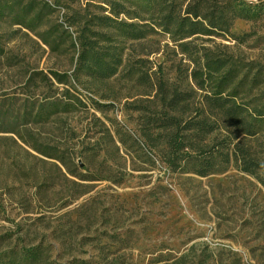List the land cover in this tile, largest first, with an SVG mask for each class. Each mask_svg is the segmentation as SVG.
Returning a JSON list of instances; mask_svg holds the SVG:
<instances>
[{
	"label": "rangeland",
	"instance_id": "1",
	"mask_svg": "<svg viewBox=\"0 0 264 264\" xmlns=\"http://www.w3.org/2000/svg\"><path fill=\"white\" fill-rule=\"evenodd\" d=\"M36 2L49 5L36 31L8 10L0 16V108L15 112L54 98L73 105L17 133L0 132V256L41 245V264H264V183L234 164L206 176L173 171L153 122L159 79L197 100L191 72L203 50L231 57L248 74L240 98L264 110V12L236 19L234 36L175 40L158 29L140 40L119 38L124 61L115 76L60 83L51 71L72 74L76 30L93 14H108L107 4ZM44 30L55 42L39 37ZM238 140L264 162V127Z\"/></svg>",
	"mask_w": 264,
	"mask_h": 264
},
{
	"label": "trees",
	"instance_id": "2",
	"mask_svg": "<svg viewBox=\"0 0 264 264\" xmlns=\"http://www.w3.org/2000/svg\"><path fill=\"white\" fill-rule=\"evenodd\" d=\"M104 2L107 6L101 8L108 14H93L76 30L78 51L72 74L51 71L58 82L68 83L70 78L81 81L83 75L92 80L115 76L124 61V48L117 43L119 38L140 40L157 33L158 29L173 35L175 40L196 34L234 36L231 29L236 19H253L264 12V1L136 0L133 5H128L127 0ZM46 7L49 5L40 6L36 0H0V16L8 10L17 17L16 23L36 31L42 25ZM121 15L139 21L125 20ZM48 34V30H44L39 32V37L47 44L55 42ZM181 46L188 51L187 43ZM231 59L210 50H203L194 58L191 76L200 94H196L198 97L193 104L189 92L159 79L156 96L160 98L161 110L153 118L154 128L162 131L158 135L164 137L163 161L173 171L206 176L234 164L264 183V162L238 140L243 134H258L264 127V110L252 108L240 98L248 74L242 75V69ZM138 61L144 63L146 60ZM259 73L255 74L252 83L257 81ZM148 77V72L141 71L138 75L143 84H148ZM67 99L54 98L37 105L25 102L15 112L0 108V132L17 133L20 125L45 121L55 114L68 112L73 104ZM145 135L153 136L150 132ZM121 141L125 143L123 138ZM156 145L152 144L153 148ZM48 155L54 157L50 152ZM43 257L41 245L14 247L0 256V264H41Z\"/></svg>",
	"mask_w": 264,
	"mask_h": 264
}]
</instances>
